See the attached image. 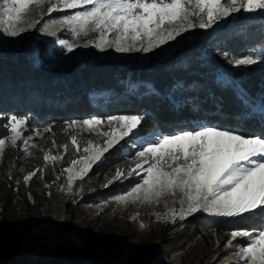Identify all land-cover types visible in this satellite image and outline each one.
<instances>
[{"label":"snow or ice","instance_id":"6c2138e0","mask_svg":"<svg viewBox=\"0 0 264 264\" xmlns=\"http://www.w3.org/2000/svg\"><path fill=\"white\" fill-rule=\"evenodd\" d=\"M45 3L49 5L46 13L50 19L40 27L41 33L56 37L58 28H67L77 38L90 32L98 34L96 42L83 45L58 40L59 44L66 45L69 53L77 47L90 45L102 52L111 48L121 54L154 53L156 49L163 50L165 45L171 46V41L179 43L186 39L185 34L193 29L219 28L241 14L264 19V0H0V35L14 38L34 28L41 21H25L24 14L30 5L43 7ZM53 12L62 15L51 18ZM43 15L41 13V19ZM22 23L26 26H19ZM109 34L114 37L108 39ZM219 55L233 67L243 66V71L250 70L248 66L264 69V39L241 52L221 51ZM240 98L245 106L250 104L243 94ZM252 112L259 115L260 127L251 132L215 124L181 128L170 133L147 132L142 126L147 120L146 114L72 120L68 123L70 128L80 125L92 130L105 122L110 128L113 123L119 127L103 133L108 137L103 147H93L89 142L83 149L88 155L71 161L72 166L83 165L78 173H73L72 167L64 169L68 173V187L71 189L77 177L83 180L93 164L102 160L104 153L127 137L121 151L135 149V157L143 158V163L127 171L118 168L109 184L133 175H145L126 193L113 197L115 201L125 202L130 197L141 199L142 194L145 203L159 202L163 195H175L179 191L182 193L180 220L202 212L250 221L248 226L230 232L226 246H233L238 237H246V246L237 245L234 254L243 264H264V102L259 108L253 107ZM0 119L7 121L0 127L9 133L0 138V157L6 146L16 147L21 140L22 151L28 152L31 137L25 138L23 133L30 117L0 113ZM44 130L50 131V128ZM72 143L77 144L76 137H72ZM63 147L67 149V145ZM132 155L128 152L129 157ZM44 159L48 160L49 156L45 155ZM34 175L35 171L24 176L25 182ZM166 215L175 222L176 210L171 209ZM65 240L69 249L82 246L71 234H65Z\"/></svg>","mask_w":264,"mask_h":264},{"label":"rangeland","instance_id":"374dc122","mask_svg":"<svg viewBox=\"0 0 264 264\" xmlns=\"http://www.w3.org/2000/svg\"><path fill=\"white\" fill-rule=\"evenodd\" d=\"M48 6L47 3L43 7L30 5L24 14L25 21L41 22L18 37L0 35V49L19 50L28 41L29 46H33L35 55L39 54L53 67L62 70L80 58L93 62L111 59L121 64L143 65L151 60L168 57L182 42L217 29H193L179 43L171 41V46L165 45L163 50L156 49L154 53L148 54H121L111 48L102 52L91 45L88 48L77 47L69 53L66 45L59 44L58 40L83 45L89 41L96 42L98 34L90 32L87 36L77 38L67 28H58L56 37L41 33L40 27L50 19L46 13ZM41 13L44 14L43 19ZM60 15L62 13L53 12L51 18H58ZM240 16L252 17L241 14L231 21ZM19 26H26V23ZM113 37L114 34H109L107 38ZM42 45L47 51L41 50ZM54 50L58 52L52 53ZM118 127L113 123L110 128L105 122L94 126L92 130L76 125L59 132L31 133L26 126L23 136L31 137L29 151H22V140L17 142L16 147L6 146L0 157V246L1 240L8 246L9 242L6 240L13 238L20 246L35 241L38 247L63 242L68 247L65 234H71L82 244L81 247L71 248L76 254L92 257L109 250L123 251L125 256L121 257L120 264L136 263V259L142 255L141 251L145 249H157L161 254L155 264H243L234 253L238 250L237 245L246 246L247 238L238 237L233 241V246H226L231 231L219 232L203 227L205 221H216L223 217L201 212L180 220L178 212L182 193L179 191L175 195L165 194L159 202L153 200L151 203L143 202L142 194L141 199L133 200L130 197L125 202L113 199L141 182L145 175L141 173L109 184L116 170L125 169L135 156V149L121 151V145H124L127 137L104 153L102 160L93 164L83 180L75 178L69 189L68 173L64 169L72 167L73 173H78L83 165L72 166L71 161L88 155L83 149L89 146V142L93 147H103L108 139L103 133ZM72 137H76V145L72 143ZM64 145H67V149ZM128 152L133 155L129 157ZM45 155L49 156L48 160L44 159ZM33 171L36 175L25 182L24 176ZM171 209L177 212L175 222L170 215H166Z\"/></svg>","mask_w":264,"mask_h":264},{"label":"trees","instance_id":"16d2710c","mask_svg":"<svg viewBox=\"0 0 264 264\" xmlns=\"http://www.w3.org/2000/svg\"><path fill=\"white\" fill-rule=\"evenodd\" d=\"M262 39L264 19L240 16L147 64L80 58L63 70L35 55L27 41L19 50L0 49V113L30 117L31 133L45 128L64 131L72 120L121 114H146L142 126L147 132L170 133L202 124L251 132L260 127L259 115L252 109L256 101V108L264 102V69L248 66L250 70L243 71V66L229 65L219 53L241 52ZM41 50L47 51L43 45ZM6 123L0 119V125ZM7 135L0 127V138ZM250 223L209 219L203 227L230 232ZM7 241L8 246L1 240L0 264H120L125 256L113 250L81 256L64 242L38 247L35 241L24 246L13 238ZM141 252L134 264H155L161 256L157 249Z\"/></svg>","mask_w":264,"mask_h":264},{"label":"bare ground","instance_id":"6f19581e","mask_svg":"<svg viewBox=\"0 0 264 264\" xmlns=\"http://www.w3.org/2000/svg\"><path fill=\"white\" fill-rule=\"evenodd\" d=\"M142 163H143V158H139V157L134 156L131 159V161L127 164L126 168L125 169L122 168V170L127 171L130 168H135L137 164H142Z\"/></svg>","mask_w":264,"mask_h":264}]
</instances>
